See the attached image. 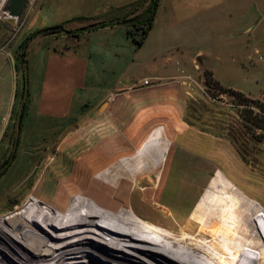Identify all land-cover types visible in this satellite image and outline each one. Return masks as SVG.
Listing matches in <instances>:
<instances>
[{
	"label": "rangeland",
	"instance_id": "rangeland-1",
	"mask_svg": "<svg viewBox=\"0 0 264 264\" xmlns=\"http://www.w3.org/2000/svg\"><path fill=\"white\" fill-rule=\"evenodd\" d=\"M34 2L30 0L21 16L12 18L7 11L9 0H0V58L5 55L13 60L22 52L26 40L23 24ZM263 13L259 11L256 20ZM220 43L216 52L205 45L199 59L201 72L175 80L170 107L157 103L156 125L138 136L133 129L117 130L97 123L92 127L41 129L20 134L14 150V121L22 98L20 76L10 133L0 144V216L13 213L32 194L50 197L55 181V189L62 180L76 177L79 181L92 168L84 157L71 154L99 145V155L92 153L90 159L102 163L101 167L111 163L110 171L104 174L116 178L109 184L114 188L126 180L132 184L128 193L133 194L132 203L140 215L166 226L175 237L183 230L200 234L227 254L239 253L245 258L244 264H264V141L250 140V132L243 126L245 106L227 92L231 88L249 99H264V21L236 38L235 52L222 53L224 42ZM205 70L211 71L223 87L205 85ZM158 128L170 143L169 152L152 180L143 172L136 186L121 160L133 156ZM114 133L119 134L118 140L107 138ZM125 133L133 136L127 134L125 139ZM72 138L79 142L76 150L60 153L61 146ZM132 141L137 143L130 146ZM98 187L88 184L87 190L103 197ZM188 207L202 218L186 217ZM10 228L0 220V232ZM0 259L9 260L1 238Z\"/></svg>",
	"mask_w": 264,
	"mask_h": 264
},
{
	"label": "crops",
	"instance_id": "crops-1",
	"mask_svg": "<svg viewBox=\"0 0 264 264\" xmlns=\"http://www.w3.org/2000/svg\"><path fill=\"white\" fill-rule=\"evenodd\" d=\"M140 1L35 0L23 24L26 38L37 34L26 49L28 108L20 134L96 123L145 134L156 125V104L170 107L175 80L201 72L206 44L216 52L222 40V53L235 52L236 38L264 21V13L256 20L264 12V0H159L153 26L137 47L129 26L119 21ZM102 22L111 24L79 31ZM56 26L75 33L39 34ZM17 66L16 58H0V144L10 133L20 76L24 87L25 67ZM107 138L118 140L119 134ZM78 143L75 138L66 141L60 153L76 150ZM100 150L95 145L71 156L84 157L93 168L102 164L90 159Z\"/></svg>",
	"mask_w": 264,
	"mask_h": 264
},
{
	"label": "bare ground",
	"instance_id": "bare-ground-1",
	"mask_svg": "<svg viewBox=\"0 0 264 264\" xmlns=\"http://www.w3.org/2000/svg\"><path fill=\"white\" fill-rule=\"evenodd\" d=\"M161 130L151 132L133 156L121 160L136 186L139 174L147 172L152 180L164 165L170 143ZM110 164L94 166L79 181L62 180L56 189L55 181L50 197L32 194L13 213L0 216L11 225L0 232L10 263L0 259V264H244L239 253L227 254L200 234L183 230L175 237L166 226L140 215L128 180L115 188L109 185L116 180L104 174ZM88 184L99 186L103 197L88 191ZM184 214L202 218L191 207Z\"/></svg>",
	"mask_w": 264,
	"mask_h": 264
},
{
	"label": "trees",
	"instance_id": "trees-1",
	"mask_svg": "<svg viewBox=\"0 0 264 264\" xmlns=\"http://www.w3.org/2000/svg\"><path fill=\"white\" fill-rule=\"evenodd\" d=\"M159 7V0H141L133 9V11L120 18L121 23H125L129 26V30L127 31L128 35L133 39L137 47H141L144 43V40L153 26L156 12ZM109 22H102L99 26H107L110 25ZM67 34H74L75 31H67L61 27V30ZM58 31V32H59ZM80 31V30H79ZM37 33L31 34L26 38V40L22 43V52L18 54L16 60L19 61V70L27 66L26 61V49L29 41L36 36ZM139 34L140 37L137 38L136 35ZM205 76V85H209L210 83H215L221 87V83L214 77L213 73L209 70L204 71ZM24 92V87L22 84V88L20 91V97H22ZM227 92H230L235 97H237L241 104L245 106L243 109V120L244 127L249 130L250 136L253 142H262L264 141V99L263 100H252L247 98L242 92L228 88ZM19 96V91L17 93V97ZM28 108V98L24 104L22 122L20 126V132L23 125V120L27 114ZM7 163V162H6Z\"/></svg>",
	"mask_w": 264,
	"mask_h": 264
},
{
	"label": "water",
	"instance_id": "water-1",
	"mask_svg": "<svg viewBox=\"0 0 264 264\" xmlns=\"http://www.w3.org/2000/svg\"><path fill=\"white\" fill-rule=\"evenodd\" d=\"M30 0H9L7 11L12 18H18L21 16L23 13L24 9L27 7L29 4ZM117 22V21H115ZM99 24H90L88 26H85L80 29V31L87 30V29H93L95 27H98ZM61 30V27L56 26L52 28H48L46 30L40 31L39 34L46 33V32H57ZM23 81H24V92L22 95V98L19 102L17 112H16V117L14 121V132H15V144H14V150L16 149L18 142H19V137H20V126L22 122V115H23V109H24V104L28 98V69L25 67L23 69Z\"/></svg>",
	"mask_w": 264,
	"mask_h": 264
},
{
	"label": "built area",
	"instance_id": "built-area-1",
	"mask_svg": "<svg viewBox=\"0 0 264 264\" xmlns=\"http://www.w3.org/2000/svg\"><path fill=\"white\" fill-rule=\"evenodd\" d=\"M143 83H144V85H145V86H149V85H150V82H149V80H144V82H143Z\"/></svg>",
	"mask_w": 264,
	"mask_h": 264
}]
</instances>
